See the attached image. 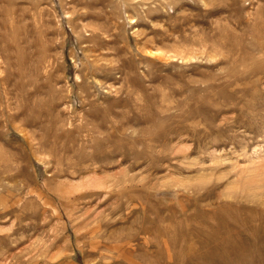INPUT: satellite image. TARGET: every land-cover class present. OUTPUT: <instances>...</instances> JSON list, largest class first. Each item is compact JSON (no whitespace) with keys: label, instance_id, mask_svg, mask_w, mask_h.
<instances>
[{"label":"rangeland","instance_id":"1","mask_svg":"<svg viewBox=\"0 0 264 264\" xmlns=\"http://www.w3.org/2000/svg\"><path fill=\"white\" fill-rule=\"evenodd\" d=\"M0 264H264V0H0Z\"/></svg>","mask_w":264,"mask_h":264}]
</instances>
